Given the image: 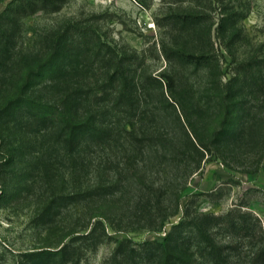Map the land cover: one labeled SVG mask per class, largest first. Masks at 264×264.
<instances>
[{
    "label": "rangeland",
    "instance_id": "obj_1",
    "mask_svg": "<svg viewBox=\"0 0 264 264\" xmlns=\"http://www.w3.org/2000/svg\"><path fill=\"white\" fill-rule=\"evenodd\" d=\"M17 1L0 0V264H155L153 243L187 209L190 239L195 219L222 218L209 233L223 264H264V0ZM57 29L93 38L32 93L56 119L71 107L93 123L72 146L60 122L3 111ZM117 57L132 105L105 86ZM71 90L78 103L58 100ZM96 221L111 238L57 255ZM198 247L195 262L212 264Z\"/></svg>",
    "mask_w": 264,
    "mask_h": 264
},
{
    "label": "trees",
    "instance_id": "obj_2",
    "mask_svg": "<svg viewBox=\"0 0 264 264\" xmlns=\"http://www.w3.org/2000/svg\"><path fill=\"white\" fill-rule=\"evenodd\" d=\"M29 2V3H28ZM18 7H27L32 4L30 0H19L17 1ZM10 18V16L6 17ZM233 20V17L228 19ZM233 23V22H232ZM74 33H69L67 31H63L61 29H57L52 34H50L46 40L41 44L43 46V53H45L44 57L39 58L35 61L33 58V62L30 63L31 68L24 74L22 84L19 86L16 94L13 98L10 97V100L7 102L8 105L3 108V111L15 110L16 112L19 110H27L28 113L31 114L30 117L42 122L43 124H54L60 122L61 125V133L63 135V141L68 146L76 145L79 143L80 137L85 134L93 133L94 125L93 123H84V121L76 120V116L74 117V113L72 114L71 107L69 109V114L61 113L59 114V118L56 119V112L53 107H49L48 105L39 104L42 102H38L36 100V96L33 93L34 87L37 81L47 80L50 82H61L60 77L63 78V75L66 73L63 69L64 61H68V63L73 62L76 59L75 51L80 47V45L75 44L77 38H79L78 42H81V48H88L90 40V35L87 32L82 35L79 33L78 37L73 36ZM97 42V41H94ZM98 51L103 49L100 43H95ZM9 41L8 39L5 41L2 51L9 49ZM105 56V55H104ZM111 58V57H110ZM2 58H0L1 62ZM111 61V62H110ZM108 62L112 63L114 66L113 71H108L106 87L110 90H115L116 94L114 102L116 103H128L132 105L139 101L138 99V86L136 84L135 79L132 77L131 73L126 70V64L117 59L111 60L108 59ZM33 66V67H32ZM55 83V84H56ZM58 85V84H56ZM63 92L60 93V95ZM59 95V96H60ZM76 95V91L73 92L71 90L68 91L67 95H62L58 98L62 103L64 102V98H67L66 101L70 100V103H78L79 96H75L71 101V98ZM64 97V98H63ZM70 98V99H69ZM38 103V104H37ZM58 115V114H57ZM187 217L185 220L180 223L174 225L169 232L166 233V237L162 242L153 243L156 246V252L154 253V263L155 264H199L195 262V256L192 253V247L196 245L200 246L201 254H206L207 256L212 258L214 261L212 264H223L224 259L222 254L219 253L218 247L211 243V236L209 233V227L211 226L209 222H217L221 221V217H206V223H202L200 220H194L195 230L198 233L195 239L187 238L185 235V230L189 225L187 221L189 211L186 210ZM211 219V220H210ZM213 220V221H212ZM164 222V221H163ZM227 223L230 225H234L235 227H242L241 223L237 222L235 219H228ZM162 224V228H163ZM100 229L103 230V235L101 237L97 236V231ZM89 230H84L85 232L81 235H77L72 237L67 243H65L58 251L57 255L62 256V258L68 259V254L71 253V249H73L78 241L84 242H94L96 244L97 241L103 238H111L109 233L105 230V226L103 222L96 221L94 224L87 228ZM128 240L117 241V251L123 249L125 244H128ZM151 244L150 242H146V245ZM132 252L136 250L131 248ZM264 254V250H263ZM118 264V262H116Z\"/></svg>",
    "mask_w": 264,
    "mask_h": 264
}]
</instances>
